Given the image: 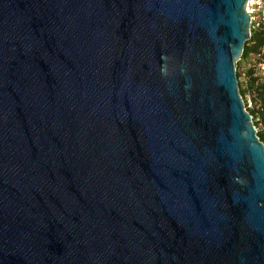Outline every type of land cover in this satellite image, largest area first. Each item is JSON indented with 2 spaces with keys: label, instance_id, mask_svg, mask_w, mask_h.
Wrapping results in <instances>:
<instances>
[{
  "label": "water",
  "instance_id": "obj_1",
  "mask_svg": "<svg viewBox=\"0 0 264 264\" xmlns=\"http://www.w3.org/2000/svg\"><path fill=\"white\" fill-rule=\"evenodd\" d=\"M248 0H0V264H264Z\"/></svg>",
  "mask_w": 264,
  "mask_h": 264
},
{
  "label": "trees",
  "instance_id": "obj_2",
  "mask_svg": "<svg viewBox=\"0 0 264 264\" xmlns=\"http://www.w3.org/2000/svg\"><path fill=\"white\" fill-rule=\"evenodd\" d=\"M264 29H253L237 66V76L247 110L257 135L264 142ZM243 78V80H242ZM250 99L252 106L248 107Z\"/></svg>",
  "mask_w": 264,
  "mask_h": 264
},
{
  "label": "built area",
  "instance_id": "obj_3",
  "mask_svg": "<svg viewBox=\"0 0 264 264\" xmlns=\"http://www.w3.org/2000/svg\"><path fill=\"white\" fill-rule=\"evenodd\" d=\"M246 9L250 14L251 32L253 29H264V0H248Z\"/></svg>",
  "mask_w": 264,
  "mask_h": 264
},
{
  "label": "rangeland",
  "instance_id": "obj_4",
  "mask_svg": "<svg viewBox=\"0 0 264 264\" xmlns=\"http://www.w3.org/2000/svg\"><path fill=\"white\" fill-rule=\"evenodd\" d=\"M242 80H243V78H242ZM247 105H248V107H251L252 106V103H251L250 99L248 100V104Z\"/></svg>",
  "mask_w": 264,
  "mask_h": 264
}]
</instances>
